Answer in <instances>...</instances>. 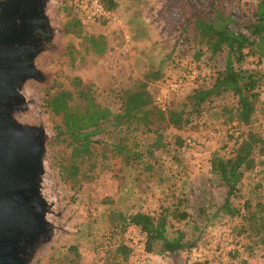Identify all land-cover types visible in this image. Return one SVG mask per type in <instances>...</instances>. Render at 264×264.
I'll list each match as a JSON object with an SVG mask.
<instances>
[{
    "label": "rangeland",
    "instance_id": "374dc122",
    "mask_svg": "<svg viewBox=\"0 0 264 264\" xmlns=\"http://www.w3.org/2000/svg\"><path fill=\"white\" fill-rule=\"evenodd\" d=\"M117 1V8L106 17L83 21L82 31L78 32L69 26L76 0H52L57 35L53 44L48 45L49 50L39 58L41 67L51 78L47 84H32L36 106L27 118H40L49 135L46 188L56 202L55 212L48 216L55 224L56 237L40 250L32 264H71V259H75L74 264H193L197 261L264 264L262 244L254 241L257 239L254 235L240 233L239 218L219 210L228 188L219 183L208 163L213 154L229 152L234 143L230 136L233 129L226 120L228 115L223 114L220 106H235L236 98L225 93L214 104L207 101L199 112L193 111L188 101L196 88L209 86L211 69L223 68L228 56L227 51L212 56L205 45L196 42L194 20L214 19L219 7L240 21L232 22V29L247 31L242 22L255 19L253 11L258 0ZM91 35L105 37L108 44L104 53L90 48ZM260 43L264 47V39ZM257 61L256 57L248 58L249 63ZM183 76L182 86L178 82ZM76 78L81 79L80 86ZM143 82L150 92L169 96L166 112L185 113L190 118L181 129L175 126L166 129L171 151L162 154L164 161L156 163L154 169H145L146 161L152 164L154 161L145 146L139 148L138 158L130 155L133 166L125 165V155L98 152V165L88 171L93 178L80 181L76 187L73 182H67L63 166L72 162L71 147L65 141L66 134L56 127L62 120L46 105L47 98L59 89L76 93L87 86L99 102L116 106V92L136 89ZM252 125L264 135V95ZM178 134L188 144L178 147L175 143ZM151 139L143 136L145 142ZM262 158L242 182V203L249 198L253 203L264 204ZM172 192L186 198L184 207L191 216L175 222V226L186 233L189 246L173 253L158 248L148 252L145 235L129 223L127 215L153 212L162 204H173ZM122 242L132 248L126 261L114 253ZM70 245H77L79 258L65 257ZM248 246L254 248L252 252Z\"/></svg>",
    "mask_w": 264,
    "mask_h": 264
},
{
    "label": "trees",
    "instance_id": "16d2710c",
    "mask_svg": "<svg viewBox=\"0 0 264 264\" xmlns=\"http://www.w3.org/2000/svg\"><path fill=\"white\" fill-rule=\"evenodd\" d=\"M87 1L77 0L74 3V16L69 26L75 27L78 32L82 31L83 21L94 22L106 17L87 19L84 12ZM100 1L107 13L118 6L117 0ZM253 15L255 19L242 22L247 31L232 29L230 24L240 21L219 7L214 19L194 20L196 42L205 45L212 56L222 51H227L228 56L223 68L211 69L209 86L196 88L188 96V101L192 110L199 112L207 101L214 104L225 93L236 98L235 106L219 105L223 114L228 115L226 120L233 129L230 136L234 138V143L229 152L213 154L208 163L219 183L228 188L227 197L219 210L232 218H239L240 233L254 235L257 238L254 241L262 244L264 250V204L253 203L249 198L241 202L242 182L246 174L254 170L264 157V135L252 125L258 103L264 95V47L260 43L264 39V0H258ZM88 40L90 48L96 53L106 51L108 43L103 35H91ZM251 56L258 59L257 63L248 62ZM75 82L77 86L81 85L80 78H76ZM158 94L150 92L147 83L143 82L136 89L125 88L116 92L114 95L118 104L110 106L99 102L87 86L79 88L76 93L69 89L52 93L46 105L52 113L60 116L62 123L56 127L66 134L65 141L71 147L72 162L63 166L66 170L64 179L73 182L76 187L80 181L93 178L88 171L98 165V152L125 155V165L133 166L130 155L135 154L138 158L139 148L145 146L154 158L153 164L145 162V169H154L156 163L163 162L162 154L171 151L166 129L170 126L181 129L190 118L185 113L166 112V106L157 100ZM99 135L104 138H98ZM144 135L151 136V141L145 142ZM175 143L178 147L188 144L182 134L176 135ZM105 160L102 163L106 167ZM172 195L175 201L171 205L162 204L159 210L153 212L137 211L127 215L131 220L129 223L145 235L144 245L148 252H155L158 248L159 251L173 253L189 246L185 240L186 233L175 226V222L188 220L191 216L184 207L186 198L174 192ZM236 199L238 202H235ZM127 226V223L124 224V229ZM248 248L251 252L254 249L252 246ZM131 251L132 248L122 242L114 253L115 257L126 261ZM66 253L67 259L70 255L80 257L77 245H70ZM69 261L74 264L75 259ZM193 264L203 263L197 261Z\"/></svg>",
    "mask_w": 264,
    "mask_h": 264
},
{
    "label": "water",
    "instance_id": "95a60500",
    "mask_svg": "<svg viewBox=\"0 0 264 264\" xmlns=\"http://www.w3.org/2000/svg\"><path fill=\"white\" fill-rule=\"evenodd\" d=\"M52 0H0V264H32L51 244L56 202L46 188L49 135L33 83L47 84L40 57L56 38Z\"/></svg>",
    "mask_w": 264,
    "mask_h": 264
},
{
    "label": "built area",
    "instance_id": "2783aa9c",
    "mask_svg": "<svg viewBox=\"0 0 264 264\" xmlns=\"http://www.w3.org/2000/svg\"><path fill=\"white\" fill-rule=\"evenodd\" d=\"M77 1V0H76ZM85 16L87 19H94L99 18L102 16H107V11L105 9V6L100 0H88L86 2V8L84 10ZM184 82V77L179 79V84H182ZM168 95L167 94H158L157 100H159L162 104V106H166V102L168 101Z\"/></svg>",
    "mask_w": 264,
    "mask_h": 264
}]
</instances>
